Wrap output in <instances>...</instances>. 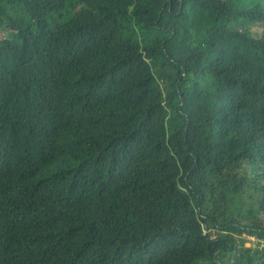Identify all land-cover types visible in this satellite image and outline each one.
<instances>
[{"label": "trees", "instance_id": "obj_1", "mask_svg": "<svg viewBox=\"0 0 264 264\" xmlns=\"http://www.w3.org/2000/svg\"><path fill=\"white\" fill-rule=\"evenodd\" d=\"M15 1L0 264H264V0Z\"/></svg>", "mask_w": 264, "mask_h": 264}, {"label": "rangeland", "instance_id": "obj_2", "mask_svg": "<svg viewBox=\"0 0 264 264\" xmlns=\"http://www.w3.org/2000/svg\"><path fill=\"white\" fill-rule=\"evenodd\" d=\"M196 80H198V79H196ZM201 87L202 88H210L211 86L208 84L202 83ZM248 197H249V199H248ZM238 200H240L242 202L239 205H237ZM251 200H252L251 197L248 195L247 196L240 195V196H238V199L236 200L237 204H231L230 205V206H233L232 209H230L229 206L224 205L222 208H219V210H221L222 212H225L226 214H228V212L230 211L231 216L236 219L238 213H240L241 210L246 211V210L250 209ZM239 208L241 210H239ZM244 214H246V213L244 212ZM206 233L207 234L211 233L214 235V237H216V235H217V232L213 231V230H208V231H206ZM237 238L239 241H241V240L243 241L245 248H249V249H253V250L264 249V241L259 240L256 237H251V236H248L246 234H243L241 237L237 236ZM237 261H238V258L235 255L234 256L232 255L228 264H237ZM200 264H212V263H211V261L205 259V260H202Z\"/></svg>", "mask_w": 264, "mask_h": 264}, {"label": "bare ground", "instance_id": "obj_3", "mask_svg": "<svg viewBox=\"0 0 264 264\" xmlns=\"http://www.w3.org/2000/svg\"><path fill=\"white\" fill-rule=\"evenodd\" d=\"M21 1H23V0H21ZM12 2H13V1H12ZM15 2H16V1L14 0V4H16ZM19 2H20V1H19ZM19 2H18V3H19ZM40 2H41V1H40ZM20 3H21V2H20ZM20 3H19V4H20ZM24 3H25V2H24ZM41 3H42V2H41ZM11 4H12V3H11ZM21 4H22V3H21ZM21 4L19 5V7H21ZM24 5H25V4H24ZM44 5H45V4H44ZM44 5H43V6H44ZM16 6H17V4H16ZM33 6H34V5H33ZM65 6H66V5H65ZM67 6H68V5H67ZM11 7H12V6H11ZM45 7H46V6H45ZM14 8H15V7H14ZM47 8H48V7H47ZM49 8H50V7H49ZM22 9H23V8H22ZM33 9H34V8H33ZM6 10H7V8H6ZM18 10H19V8H18ZM45 10H47V9L45 8ZM61 10H62V9H61ZM66 10H68V9H66ZM10 11H11V10H10ZM46 12H47V11H46ZM50 12H51V11H50ZM64 12H66V11H63V13H64ZM12 13H13V11H12ZM21 13H22V12H21ZM43 13H44V11H43ZM48 13H49V11H48ZM68 13H69V12H68ZM7 14H9V12H8ZM40 14H41V12H40ZM72 14L74 15V13H72ZM73 15H72V16H73ZM19 16L21 17V15H19ZM31 16H32V15H31ZM17 17H18V16H17ZM35 17H36V16H35ZM42 17H43V16H42ZM65 17H66V16H65ZM65 17H64V18H65ZM14 19H15V18H14ZM18 20H22V19L19 18ZM65 20H66V19H65ZM71 20H72V19H71ZM15 21H16V20H15ZM22 21H23V20H22ZM11 22H12V21H11ZM13 22H14V20H13ZM17 22H19V21H17ZM26 22H27V20H26ZM26 22L24 21V23H26ZM32 22H33V21H32ZM20 23H21V21H20ZM55 23H56V22H55ZM14 24H15V22H14ZM11 25H12V24H11ZM56 25H58V23H57ZM26 26H27V25H26ZM26 26H25V27H26ZM8 27H9V25H8ZM11 27H12V26H11ZM25 27H24V28H25ZM27 27H28V26H27ZM13 28H14V27H13ZM15 28H16V27H15ZM28 28H29V27H28ZM11 30H12V28H11ZM25 30H26V28H25ZM25 30H24V31H25ZM27 30H28V29H27ZM30 30L33 31V29H31V28H30ZM32 31H31V32H32ZM7 32H8V31H7ZM22 32H23V31H22ZM22 32H21V33H22ZM27 32H28V31H27ZM31 32H29V33H31ZM11 33H12V32H11ZM24 33H26V31H25ZM35 33H36V32H35ZM31 34H32V33H31ZM32 35H33V34H32ZM21 36H22V34H21ZM8 37H9V36H8ZM15 37H16V36H15ZM32 37H33V36H32ZM20 38H21V37H20ZM26 38H27V36H26ZM26 38L24 37V39H26ZM118 39H119V38H118ZM20 40L22 41V39H20ZM29 40H31V39H29ZM21 41L19 42L20 44H21ZM3 42H4V41H3ZM30 42H31V41H30ZM28 43H29V42H28ZM28 43H27V44H28ZM24 44H25V43H24ZM25 45H26V44H25ZM60 45H61V43H60ZM19 46H20V45H19ZM21 46H23V45H21ZM28 46H29V45H28ZM56 46H57V45H56ZM61 47H62V46H61ZM26 48H28V47H26ZM65 48H66V47H65ZM23 49H24V48H23ZM32 49H33V48H32ZM32 49H31V50H32ZM31 50H30V51H31ZM32 51H33V50H32ZM34 51H35V50H34ZM53 51H54V50H53ZM31 53H32V52H31ZM34 53H36V52H34ZM46 53H47V52H46ZM42 55H43V53H42ZM45 55H46V54H45ZM43 56H44V55H43ZM42 161H43V160H42ZM44 164H45V163H44ZM7 201H8V200H7ZM42 222H44V221H42ZM38 229H39V228H38Z\"/></svg>", "mask_w": 264, "mask_h": 264}]
</instances>
